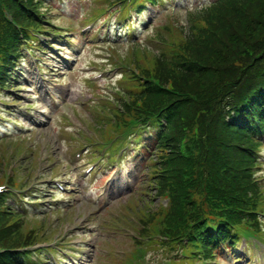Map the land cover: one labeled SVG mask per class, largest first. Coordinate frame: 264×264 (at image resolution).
I'll use <instances>...</instances> for the list:
<instances>
[{"label":"trees","instance_id":"16d2710c","mask_svg":"<svg viewBox=\"0 0 264 264\" xmlns=\"http://www.w3.org/2000/svg\"><path fill=\"white\" fill-rule=\"evenodd\" d=\"M43 5L44 0H0V61L10 62L7 52L18 43L8 16L23 31L40 28ZM189 17L165 59L142 66L163 88L142 84V96L133 104L167 110L168 128L159 137L170 134L169 140L157 151L160 160L170 151L164 184L175 208L167 217L178 233L199 235L208 246L214 239L204 236L208 227L219 224L234 233L243 220L252 223L264 203L255 157L264 132V105L258 106L264 99V0H218ZM10 220L0 215V225ZM0 264L22 263L19 255L6 253Z\"/></svg>","mask_w":264,"mask_h":264},{"label":"rangeland","instance_id":"374dc122","mask_svg":"<svg viewBox=\"0 0 264 264\" xmlns=\"http://www.w3.org/2000/svg\"><path fill=\"white\" fill-rule=\"evenodd\" d=\"M90 1L91 0H66L64 5H59V8L64 9L65 12L59 13L67 16V19H69L70 16L73 15L74 17H76L79 13L84 12L85 8L89 7L88 3ZM204 1L206 0H200L201 3H203ZM196 2L197 0H192L191 5H195ZM187 3L188 0H186V2L183 4L187 5ZM89 10L90 8L87 10V13L89 12ZM158 11L159 10L154 11L152 9H149L148 12H144L140 18L149 20L152 16H154L157 18V23H165L166 19L158 17ZM183 13L184 10L172 12V14H174L175 16V19H180L183 16ZM166 16H168V14ZM143 23L144 22H138L137 24L135 23V25L139 27L140 33L144 31L143 27L145 23L144 25H142ZM63 24L66 23L63 22ZM80 25L81 23L77 19H75L73 22L74 28H78ZM86 39H88L89 41V38H78L76 36L74 43L75 53L67 50L66 48H63V50L60 52L61 57L65 55L72 57V64L79 59V54H81V57L78 60L76 73H74L73 75H69L68 72L64 70L62 72L64 74L62 82L60 84L52 85V88L54 89L53 92L56 93V95L63 97L62 100L57 99L56 102L58 104H62V110L69 113V115L78 124H81L82 121L80 117L77 116V113H80L82 116L85 114L86 116L88 115V109L84 103L90 95L89 85L85 82V77L89 74L88 72L87 74H85V71L89 70L86 67L88 66V64L94 65L100 61L96 59L98 57V52H96V50H94V48H92L91 46L86 45ZM92 60L95 61L94 64L91 63ZM53 61L55 63H58V61ZM26 71L28 73L27 69ZM63 74H59V76H62ZM21 92L24 97L32 93V91L25 89H23ZM1 98L7 100L8 102H11L3 96H1ZM34 100L37 101L38 98H35ZM32 101L33 100L27 98L26 100L17 102V105L15 107V110H17V112H15V114L13 115H10L13 116V122H9L7 125L11 128V132H24L27 133L26 135L31 132L34 141L30 143V146L32 147L33 152L32 157H35V159H37L39 155L46 157L50 149L53 152L52 157L54 159L57 160L58 157L62 155L66 157L69 163L67 168L69 175L65 178L66 180L64 181L65 183L70 184L69 187L77 186L75 190L69 188L68 194L59 195L58 197L59 199H64V202H62L61 205V208H63L62 213H55L53 216L55 219L61 217V219L59 220L60 222L58 224H55L53 227L57 229L55 237L59 238V236L61 235V230H63V232H65V229L71 231L72 227H78V229L74 230V232H71L72 236L70 238H72L76 243H82L83 245H85L84 248L76 250L79 252V254L76 256V260L80 264H120L119 262H117V257H115L114 255L109 257L106 256V254L109 251H113L114 249H117V252L120 253H127V251L131 252L130 245H125V243H127V241L129 240H127L120 233L111 235L109 232V226L103 225V221L109 222L111 220V218L106 215V209H108L107 207H109L112 212H115L118 204L123 203L128 198L125 192L131 185H133L136 176V162L133 161V156H130L128 158L133 159L131 160L133 162H125V164L123 165L122 173L118 175L115 181H112L111 184L107 185V195L103 196L96 194V192H99L101 189V187L99 188L100 182L99 185H94L96 182L94 178H82V170L72 160L75 150H73L71 147L62 148L59 146V132L58 135H53L48 132L53 130H50V124L49 122H47V119L31 112V115H33L35 119H37V121H40V124H38V127H36L34 125L32 126L30 123H26V117L24 116V114H26V110L24 105L32 103ZM45 105L46 107L48 106V104ZM42 106L43 104L35 105V107L37 108H41ZM48 109L49 110L47 111V114L49 116L55 115L52 114L51 108ZM55 118L57 119L56 116ZM28 119L31 120L30 116H28ZM55 123L58 124L56 120ZM57 129H59L60 131L59 127ZM43 166L47 167V164ZM79 181H83L82 191L84 192V194L77 193V191L80 190ZM89 188L90 190H88ZM86 190H88L87 193H85ZM47 199L48 200H44V202H42L41 204L36 203L35 207V200H30L27 204L33 206L32 209L37 213H46L48 215V212L45 209H47V207L54 202H52L48 196ZM43 205L46 206L42 207ZM95 213H97V215H94ZM245 248L246 247L244 245V251H246ZM104 249H106L108 252H104ZM255 249L259 253H264L263 245L260 246V248ZM151 256L152 255L149 253V255H147V258L151 259ZM153 256H156L155 260L159 262L158 264H163V261H160L157 254H153ZM227 261L228 262L225 264H252V262L248 258L244 259L242 262L235 263L232 261L231 257H229L227 258ZM260 262L261 264H264V258L260 257ZM64 264H67L66 259L64 261Z\"/></svg>","mask_w":264,"mask_h":264}]
</instances>
